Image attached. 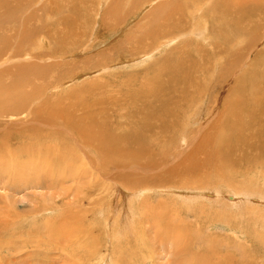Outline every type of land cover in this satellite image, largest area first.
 <instances>
[{
  "label": "rangeland",
  "instance_id": "1",
  "mask_svg": "<svg viewBox=\"0 0 264 264\" xmlns=\"http://www.w3.org/2000/svg\"><path fill=\"white\" fill-rule=\"evenodd\" d=\"M3 1L9 4L6 0ZM33 1L40 3L33 6V8H36V11H31L32 13L29 14L25 10L23 16L29 22L40 19V22H43L41 26H39L36 21L30 23L29 28L27 25H23L26 27H23V30L28 28L29 35L20 37L18 42L16 41L17 35L14 37V27L8 29L12 34L8 42L3 39V32L0 33V55L5 54L11 58L12 55L17 56L23 52L20 60L15 59L13 61L3 62L0 67V79L7 80L6 89L15 92L5 95L21 96L23 100L27 96L31 98L30 100H25L27 103H22L23 107L46 111L44 110V103L45 101L52 99L54 103H59V105L61 103L63 106H67V109H70L73 112L76 111L75 113L79 115L85 112L88 106L91 109H95L94 112H96L101 106H108V104L110 105L112 103L113 105L111 107L113 108L105 111V116H108L111 113L108 118L116 121V124L125 125L124 122L133 123L140 116L128 115V107L132 108L135 105L133 99L137 98L136 95L139 90L143 95L147 94L145 92L146 88L144 84L148 85V80L146 78H148V76L150 77L152 73L145 74V71L146 69L147 71L151 69V64L153 65L158 62L160 64L159 66H163L186 56V60H190L189 63L198 61L199 59L200 61L204 60L205 64L211 66L216 59H218L215 56L218 54L216 53L214 42L220 36V34L217 36V32L220 28L218 27L215 29L213 21H216L217 24H222L223 20H221L220 15L215 9H209L204 13L205 9L201 8L200 16H203L204 18L195 16V18L186 19L187 22L183 26V29L187 31V34L181 35L182 38L177 37L171 45H167L166 43L165 49L160 53L158 52L159 54H149L148 57H140L141 55H135L143 54L145 52L135 53L134 47L143 42V37H133L135 34L134 30L138 29L136 26L140 22L143 23L145 21V24L146 21H150L156 16V14L158 15L162 12L161 7H156L158 0ZM64 1L65 3L69 1L75 3L73 6L74 20H68L70 15L66 16L68 10L65 8L62 10L65 14L61 12L59 9L60 7L58 8L59 11L55 12L57 6L64 4ZM24 2L28 3V0H24ZM246 2L250 4L254 3L258 6L255 16L259 15L258 17L260 18H255L258 20L263 18L264 20V0H246ZM42 4H45V11L44 8H38ZM200 6L202 5L200 4ZM149 8L150 10L155 8L151 17H148L150 15H148ZM48 9H50V11ZM121 13L123 14L121 15ZM60 15L62 17L64 16L63 18L65 19L61 20L62 25L66 20L70 23L66 29L62 30L63 32H66L64 34L65 37L69 36L67 37L68 40L69 38L73 39L75 37V32H79V36H77L78 34L76 35L77 38L79 37L77 44H82L78 47L72 45L70 48H67L69 52L67 51L68 53L65 55L54 54L58 43L64 45L63 43L65 42L64 38L61 41L59 30L56 31L57 36L53 37L54 34L51 35L49 32L53 27H46L52 24L49 23L52 19H55L56 16L58 18ZM5 16V12H2L0 17L4 18ZM21 17L22 16H20V18ZM200 20L203 22V28L200 30L203 34H201L200 31L197 33L191 32L192 29H196L195 27L200 28L198 23ZM2 23L4 24L5 20H3ZM32 24L36 25L32 26ZM150 28V26L147 27V29ZM161 28L165 33L164 38L169 37L170 39V37L178 35V32L176 31H168L166 29L168 27ZM17 29L18 34L20 26ZM256 34L258 36L255 37L254 35ZM130 36L132 39L129 38ZM127 39H129V41ZM5 42L10 46V52L4 50L9 49L5 45ZM246 42L251 43L252 46L249 44L250 46L247 47L248 45ZM89 43L92 44L90 48L87 46ZM235 43L236 44H233V47H231V53L233 54L236 50L239 51L238 49L241 48H243V50L241 49L239 53L243 54L245 51L244 49H246L245 45L249 51L255 49L249 53V57L245 59L247 62L246 70H248L246 71V74L248 75L249 73H252L253 75H262L264 69L260 64L261 62L259 59L261 58L262 60L261 52H264V34L262 35L261 29L260 31L258 29L255 34L250 33L249 35L240 37ZM184 44H187L186 49L182 46ZM199 44H201L206 50H209L213 57L210 58L209 56L211 55L208 52H205V54L197 53V49L201 48V45ZM177 45L183 50L181 51L179 48H176ZM116 46L119 50H117V48L114 50V47ZM129 47H131V49H129ZM70 49L72 51H70ZM184 53L189 54H185L184 56ZM27 55L33 58H26ZM195 56L196 60H193ZM227 57H229V55H227ZM227 57L221 56L219 58L221 61H218L219 65L226 63ZM141 58H143V61L138 62ZM128 59H134L137 61H135L134 64L132 62L129 63L130 61L125 62ZM59 62L61 63L58 64ZM238 64L239 63L235 65L236 68ZM107 65L109 66L104 68ZM204 67L207 68V66ZM254 68L255 70L252 71L251 69ZM193 69V67L188 68V72L191 71L190 74L195 75V69ZM212 76L213 72L212 69H210L205 76L200 77L202 78L200 84L202 86L210 84ZM142 81H144L143 84L141 83ZM258 84L259 83H256L254 88ZM106 87H108V91ZM205 87H208L207 89L214 93V90H212L210 86ZM102 88L104 91L106 90L105 93ZM121 88L122 91H120ZM100 92L101 94L103 93V95L99 94ZM242 92L243 91L241 90L240 92L234 93V97L243 110L244 108H247V112H244L242 115L245 126L259 129L264 132V125L260 126L259 124L264 120V113H257L254 116H251V110L255 109L253 106L254 103L248 100L245 96L246 101L241 104V100L244 97V93ZM124 93H127L128 100L124 99L118 101L124 97ZM130 93H132V96ZM260 94L264 95V91ZM147 99L150 98L147 97ZM110 100H113L114 102ZM50 102L52 103V101ZM100 102H103V104H100ZM94 104L96 107H94ZM194 106H199L198 101L197 103H194ZM122 108L127 111V118L122 114ZM199 110L200 108L197 111ZM204 114L208 115L205 111ZM24 115L25 108L18 116L19 118H22L21 116ZM200 117L204 116L200 115ZM118 121L119 123H117ZM116 124H111L110 128L115 130ZM175 124L176 123L172 121V130H177ZM124 125L123 127L120 126L116 131H119L120 133L127 131L128 129H126V126ZM65 128H68V126L65 125ZM185 128L186 126L183 125L180 130H184ZM39 130L45 134L47 132V129L39 128ZM201 131L204 132L205 128H202ZM209 133H215L217 139L219 136V129H214V131ZM55 136L62 138L58 133H55ZM28 141L29 140H27V142ZM27 142L18 139L11 142L8 146L15 149L23 146L25 143L27 144ZM256 144L263 146L264 142ZM202 145L203 144H200L199 146L198 144L189 147L185 146V149L191 153L190 156L188 155L191 159H189L190 162L186 161L187 157H178L176 153L180 147L172 149L171 146L172 150L169 148V152H173L172 154L175 163L181 161L179 162L180 164L178 163L180 166H178L172 174L168 171L167 175V169H159V166L161 167L162 164L151 165L152 167L148 168L149 170L157 169L160 176L163 175V178L167 177L166 179H168L157 183H153L156 181L148 179L149 176L152 175L149 170L145 171V174H141V171H129L128 174L125 165L122 164L125 167L113 166L110 164L111 161L108 160V164L105 163V169L106 166L111 169L108 173H111L114 170H118V173L113 174L112 178L103 177L99 173L95 175H87L82 180L86 190L77 193V195L75 193L66 195L67 191L60 193L54 188L49 190L47 188L48 185L45 186V188H32V186H25L19 182V184L21 183L22 185L20 184V187H18L19 184H8L6 177L0 175V264H201V256L193 253L196 251L202 254V251L205 252L206 250L210 251L212 249L219 253H233L235 260L233 264H240L241 255L238 254L242 250L246 251L249 249L250 252H246L248 254L252 252V254L248 255L247 258L251 260L252 264H264V245L260 242V239H258L261 237L264 238V158L254 156V162L247 163L241 160V158L234 159V156L233 158L226 160L224 163H221V166L219 163L214 162V155L210 153L211 151H214L215 147L210 151V144L208 146ZM182 149H184V147ZM189 149H192V151ZM207 149L209 152H207ZM2 154L4 155V160L10 161L15 157L12 155H6L5 153ZM24 156L22 154L19 158H15L18 159L19 163H22L27 162L30 159H39L38 156H40V154L35 151L32 152V154L28 152L27 154H24ZM60 157V155L48 157V160L55 161ZM120 159L124 160L125 158ZM231 159H233L232 165H230ZM258 160H262V162L260 163ZM52 164L56 168H59L63 163ZM100 164L101 163H99V165ZM132 164H137V162L135 161ZM69 166L73 167L72 165ZM218 169L222 174L219 173ZM203 171L207 172L202 173ZM12 172L18 173L17 170H12ZM76 174L77 172L75 171L71 176L74 177ZM118 176L120 177L117 179L116 177ZM4 177L5 179H3ZM176 177L182 179V182L188 183V186L195 185L196 188H198L197 184H204L207 186V191H211L210 189L213 184H216L219 181H224L232 188L241 187V189L245 190L244 192L246 195L239 194V199L233 203V205L235 204L234 206L220 204L214 202V200L219 199V197H217L218 195L213 196L207 194L204 195L206 196L204 198H198L195 193L189 192L193 191L191 189H189L188 192L184 190L182 192L180 190H177V192L174 191L176 183L171 181H179ZM48 179V177L44 178L42 180L43 183H48ZM170 182L172 185L169 186L172 187L168 186ZM131 183H134L136 189L131 186ZM64 185L66 188H70L71 179L69 180L66 178ZM77 185L80 187L82 186L80 183H77ZM144 188L146 189L145 191ZM14 189L20 191L17 192L14 191ZM86 193L89 195L87 196ZM48 199H51V202L50 200L48 201ZM10 203L14 205H10ZM33 205L37 210L38 208L40 210H35L36 212L32 211ZM11 206H15L16 209ZM55 208H57L59 212L56 211ZM225 208L226 210L233 212V217L230 218L233 223L229 222L231 220L226 219V215L224 214H221L222 216L219 215L221 218L217 217L220 210ZM245 208H247L246 211ZM175 209L178 213H180V211L186 213V216L181 218L176 215L177 219L172 224L173 226H176V228L170 226L171 231L168 232V235L167 232L165 235H160L156 232L157 228L150 225L147 220V218L151 216L163 214L165 215V220L168 221V218L174 216L173 211ZM202 210L204 212H202ZM236 211H238L239 214L234 213ZM249 211H251V213ZM68 213H72V217ZM6 217L8 219H6ZM51 220L57 221L58 225H61V222L62 225H66V235H62V238L55 235L56 237L54 236V239L52 240V237H50L51 235L48 236L49 229L44 226L47 221ZM161 221L163 222L164 219ZM238 226H240V229ZM157 227L160 229L162 226L157 225ZM181 229H187V236H189L188 234L194 236L192 238L195 242L194 246L191 248V254L190 252L186 253L190 248H187L186 251H184L176 246L174 247V243H180L178 240L174 239L177 232L176 230H178L177 233H179V230ZM242 229L246 230H244L245 233ZM191 236L189 237L191 238ZM159 237L162 240L159 239ZM172 238L175 240L174 242H172ZM204 243L207 244L205 245L206 247L203 245ZM49 244L51 245L49 246ZM235 245H238L237 249L234 248ZM241 247L244 248L241 249ZM188 254L190 256L187 258ZM213 254L214 256H217L216 253ZM194 255L198 256L195 258L193 257ZM193 259H195V261Z\"/></svg>",
  "mask_w": 264,
  "mask_h": 264
},
{
  "label": "bare ground",
  "instance_id": "2",
  "mask_svg": "<svg viewBox=\"0 0 264 264\" xmlns=\"http://www.w3.org/2000/svg\"><path fill=\"white\" fill-rule=\"evenodd\" d=\"M6 1L9 4L5 3L3 0H0V16L2 12H5L6 14L4 18L0 17V33L3 32V39L5 41L8 42V40L12 36L11 32L8 29H11L14 27L15 29L14 37L17 35L16 41L18 42L20 37L29 35L28 28H29L30 23L36 21L39 24V26L43 24V22H40V19H36V20L29 22L23 16V13L25 12V10L29 14H31L32 12H35L36 8H33V6L40 4L39 2L37 3L33 0L32 1L28 0V3H25L24 0H6ZM145 1H152V0H145ZM74 4L75 3L71 1L66 2V3L64 1V4L57 6L55 12L59 11L60 9L61 12L65 14L62 11L63 8H65L68 10V12L66 13L67 14L66 16L70 15V18L68 20L69 21L71 19L74 20V16H73ZM200 4L202 6H200ZM83 6H87V5H83ZM156 7L157 8L161 7L162 12H160L157 15L155 11V14H156L155 17L152 16L153 18L150 21H146L145 24H144L145 21L143 23L140 22L136 26V28L138 29L134 30L135 34L133 35V37L134 36L135 38L138 36L143 37V42L140 45H137L136 47H134L135 48L134 52L135 53L145 52L143 54H137L135 56L141 55L140 57H146V56L148 57L149 54L150 55L159 54L162 50L165 49L166 43L167 45H171L177 37H181V35L187 34V31L183 29V26L187 22L186 21L187 18H195V16L197 17L200 16L201 8L205 9L204 13H206L207 10L209 9L211 10L215 9L220 15L221 20H223V22L222 24H217L216 21H213L214 28L215 29H217L218 27L220 28L217 32V36L218 34H220V36L214 42V47L216 49V53L218 54V55H215L218 59H216L214 64L209 66L205 64L204 60L203 61L201 60L202 61L201 62L199 59L198 61H193V62L191 61L192 63H189L190 60L187 61L186 56H185V54L188 55L189 53H184V56H185L184 58L180 56L182 57L184 61L180 58L177 61L174 60L170 64H165L163 66H159L160 64L158 62L153 65L151 64L150 65L151 69L149 71H147L146 69L145 71V74L152 73L150 77L148 76V78H146L148 80L147 81L148 85L144 84L146 88L145 92L147 94L143 95L139 90L138 94L136 95L137 98L133 99V103L135 105L133 104L134 106L132 108L128 107L129 108L128 115L130 116L140 115V116L133 123L124 122L125 125L116 124V121L112 120L111 118H108L111 115V113L108 116H105V113H106L105 111H108L113 108L111 107L113 105L112 103L110 105L108 104V106H101V108L97 109L96 112H94L95 109H91L88 106L87 110L79 115L75 113L76 111L73 112L70 109H67V106H63L61 103L60 105L59 103H54L52 99L45 101L44 110L46 111H41L36 108L23 107L22 103H27L25 102V100L26 99L30 100L31 98L27 96L23 100L21 96L5 95V94H12L15 92L6 89L7 82H8L7 80L0 79V175L6 177L8 181L6 182L8 184L9 183L19 184V182H21L25 186L26 185L32 186V188L33 187L34 188L35 187L45 188V186L48 185L47 188L49 190L50 189L52 190V188H54L60 193L67 191L66 195L70 193H75L77 195V193L83 192L86 190L84 183H82V180L87 175H95L99 173L103 177L105 176L107 178H112L113 174L118 173V170H114L111 173H108L111 170L107 166L105 169V163L108 164L107 162L108 160L111 161L110 164L113 166H121V167L126 166V172L128 174H129V171H136V172L141 171V174H145V171H148L149 170L148 168L152 167L151 165L162 164L161 167L159 166V169L160 168L164 170L167 169L166 174L168 175V171H170L172 174V172H174L175 169H177V167L180 166L179 162H181V161L177 162V159H176L177 163H175V160L172 154L173 152L172 151H171L172 153L169 152V148L171 149V146H172V149L180 147L176 154L178 155V157H183V158L187 157L186 161L188 162H190L191 160L189 158L191 153L190 151L188 152V150L185 149V146L189 147V146H195L197 144L198 146L200 144H203L204 146H208L210 144V147H211L210 151L215 147L214 151L213 152L211 151L210 153L214 155V159H215L214 162H217L220 165L221 163H224L226 160H228L229 158H233L234 156H235L234 159L241 158V160L247 163L254 162L255 160L254 156L256 157L259 156L261 158H264V145L262 146V145L256 144V143L264 142V132L259 129H253V128H249L248 126H245V123L243 122V119H242V115L244 112H247V108H244L243 110V108H241V106L238 105L237 100L234 97V93L240 92L242 90L243 91L242 93H244V97L241 100V104H243V102L246 101L245 96L247 97L248 100L254 103L253 106L255 107V109L251 110V116H254L257 113H264V95L260 94L261 92L264 91V71L262 75L260 74L253 75L252 73H249L248 75L246 74V71L248 70H246L247 62L245 61V59L249 57V53L255 50V49H252V50L250 49L251 51H249L247 49V47H249L250 46L249 44L251 43L246 42L248 46L246 47L245 45L246 49H244L245 51L243 54L239 53L241 49L243 50V48L238 49L239 51L236 50L234 54L231 53V47H233V44H236L235 43L236 40H238L240 37H244L245 35H249L250 33L255 34V32L258 29L259 31L261 29L262 35L264 34L263 18H261V20L260 19L258 20L257 18H255L259 16V15L255 16L258 6H256L254 3L253 4L247 3L246 0H158L156 3ZM38 8H44V11L46 10L45 4L40 5V7ZM50 9L48 10L50 11ZM154 9L150 10L149 8L148 15L149 14L150 15L148 17H151V15H153ZM122 14L123 13H121V15ZM20 16L22 17L20 18ZM63 17L61 15L58 18L57 16L56 18L54 17L55 19H52V21L49 22L52 24L46 26V27H53V29L49 31L51 35L54 34L53 37L57 36L56 31L59 30L60 32L59 37H61L60 38L61 41L64 38V41H65L63 43L64 45H62V43H58V46L55 50L56 52H54V54L56 55L57 54L65 55L66 53L69 52L67 48H70L72 45H76L77 47L82 45L81 43L77 44L79 40V37L77 38V36H79V32L78 33L75 32L74 34L75 37L73 39L69 38L68 40L67 37L69 36L65 37L64 34L66 32H63L62 30L66 29V27L69 26L70 23L66 20L63 22V25H62L61 20H65ZM201 17L203 16H200V18ZM3 20H5L4 24L2 23ZM103 21H104V17H103ZM198 23L200 25V28L195 27L196 29H192L191 32L197 33L198 31L202 30L203 22L200 20ZM23 25H27L28 28L23 30V27H24ZM34 25L36 24H32V26ZM19 26H20V29L17 34V30H18L17 28ZM149 26L151 28L147 29V27ZM161 27H168L166 28L168 31L169 30L176 31L178 32V35L170 37V39L169 37L164 38L165 33L162 31ZM254 36L256 37L258 35L256 34ZM129 38L132 39L131 36ZM127 40L129 41V39ZM5 45L9 49H4V50L6 52H10V49H11L10 46L7 43ZM87 46H89L90 48L92 44L89 43L87 44ZM182 46L185 49L187 48V44H184ZM179 47L180 46L177 45L176 48H179ZM116 48L117 46L114 47V50ZM129 49H131V47H129ZM117 50L119 49L117 48ZM179 50H181V48H179ZM70 51L72 50L70 49ZM196 52L199 54L201 53L205 54V52H208L211 55L209 50H206L205 48H203L202 45H201V48H198ZM22 53L17 56L12 55L11 58L6 56L5 54H1L0 55V63H1L0 67L2 66L3 62L13 61L15 59L20 60ZM227 55H229V57H227ZM221 56L227 57L226 59L227 61L226 63L224 64L222 63L221 65H219L218 61H221L219 59ZM261 56H262V60L261 58L259 60L261 62L260 64L263 66V69H264V57H263L264 52H261ZM27 57L33 58L29 55H27L26 58ZM209 57L211 58L213 57V55ZM195 58L196 56L193 58V60H196ZM127 61H130L129 63L132 62L134 64L135 61L137 60L128 59L125 62ZM142 61H143V58L138 60V62H142ZM60 63L61 62H59L58 64ZM237 63L239 64L236 68L235 65ZM108 66L109 65L105 66L104 68ZM204 66H207V68ZM190 67H193L195 69L194 71L195 75L190 74L191 71L188 72V68ZM210 69H212V72H213L211 83L208 85L202 86L200 84V80L202 78L200 77L205 76ZM251 70L254 71L255 68ZM143 82L144 81H142L141 83L143 84ZM101 83H100V86H101ZM256 83H259V84L254 88ZM205 86H210L211 89L214 90V93L213 91H209L207 89L208 87H205ZM108 87H106L107 91L109 90ZM105 91L103 90L104 93ZM120 91H122V88ZM99 94H101V92ZM131 94L132 93H130V95ZM101 95H103V93ZM127 97H128L127 93H124V97L119 99L118 101L124 100V99L128 100ZM147 97H149L150 99H147ZM50 101H52V103ZM110 101H113V100H110ZM197 101L199 103L198 107L194 106V103H197ZM100 104H103V102H100ZM94 107H96L95 104H94ZM24 108H25V115L21 116L22 118H19L18 115L24 110ZM199 108L200 110L197 111ZM122 109H123L122 114L124 115L125 118H127V111L124 108ZM203 110L208 115H205ZM200 115L204 117H200ZM172 121L176 123L175 128L177 130H172ZM117 123H119V121ZM111 124H116L115 130L110 128ZM259 124L260 126L264 125V120L261 121ZM65 125H67L68 128H65ZM123 125L126 126V129L128 130L125 132L121 131L122 133H120L119 131L117 132L116 129H118L120 126L123 127ZM183 125H185L186 128L184 130H180ZM39 128L47 129L46 134L40 131ZM202 128H205L204 132L201 131ZM214 129L216 130L219 129V136L217 137V139H216L215 133L214 134L209 133V132L214 131ZM55 133H58L59 135H61L62 138L55 136ZM18 139L24 140L25 142H27V140L29 141L27 142V144L25 143L23 146L19 148H15V149L10 148L8 146L11 142L18 140ZM181 147L182 148L184 147V149H182ZM184 150L185 151L187 150V151L185 152ZM189 150L192 151V149H189ZM35 151L40 154V156H38L39 159L32 160L29 158L30 160H28L27 162L19 163L18 159L15 158V157L19 158V156H21L22 154L24 156V154H27L28 152L32 154V152H35ZM207 152H209L208 149H207ZM2 153H5L6 155H12L15 157L12 158L10 161L4 160V155ZM57 155H60L61 157L55 161L48 160V157H53ZM120 158H125V159L122 160ZM261 158H258V159H261ZM262 160H258V161L261 163ZM135 161L137 162L138 165L132 164ZM232 161L233 159L230 160L231 164L229 162L228 163L232 165ZM52 163H56V164L63 163V164L59 168H56ZM99 163L101 164L99 165ZM122 164L125 166H123ZM69 165H72L73 167H70ZM137 166L139 169L137 168ZM12 170H17L18 173H14L12 172ZM75 171L77 172V174L74 177H72L71 174ZM149 171L150 173H152V175H150L148 179L156 181L153 183H157L162 180H168L166 179L167 177L163 178V175L160 176L157 172L158 171L157 169L149 170ZM206 172L207 171H203L202 173H206ZM219 173H221L220 170H219ZM176 175L181 177L178 174ZM5 177L3 179H5ZM46 177L49 178L48 183L44 184L42 180ZM119 177L120 176L116 178L118 179ZM66 178H68L69 180L71 179L72 188L65 187L64 182L66 181ZM176 178L179 181H175V180L171 181V182L176 183L174 187V191L177 192V190H180L182 192L184 190L188 192V190L191 189L193 191H189V192L195 193L198 198L199 197L204 198L206 197L204 195H207V194L213 195V196L218 195L217 197H219V199L214 200V202H218L224 205L234 206L235 204L233 205V203L239 199L238 198L239 194L246 195V193L244 192L245 190L241 189V187L232 188L230 185H228L224 181H219L216 184H213V186H211V189H210L211 191H207V186L204 184L203 185L197 184L198 188H196L195 185L189 184L190 186H188V183L182 182L181 181L182 179L178 177ZM171 182L168 184V186L172 185ZM77 183H80L82 186L80 187L79 185H77ZM134 183H131V186L136 189V186L134 185ZM20 184L18 187H20ZM169 187H172V186H169ZM145 190L146 189L144 188V191ZM14 191H17V190L14 189ZM19 191L20 190H18L17 192ZM88 195L89 194H87V196ZM49 200L51 202V199H48V201ZM10 205H14V204L10 203ZM11 207L15 208V206L14 207L11 206ZM32 208L34 209V210L32 209V211L34 212L40 210L39 208L37 210V208L34 207V205L32 206ZM55 209L56 211H58L57 208ZM246 209L247 208H245V211ZM175 211L176 209L173 211L174 216H171V218H168V221L165 220V215L163 214H160V215L157 214V216H151L147 218V220L150 223V225L157 228L156 232H158L160 235L161 234L165 235L166 232L168 235V232L171 231L170 226L176 228V226L172 225L177 219L176 215L181 218L183 216H186V213H182V211H180V213H178V211H176L175 213ZM202 212L204 211L202 210ZM249 212L251 213V211ZM219 213H218V216L216 215L217 217L222 216L221 214L226 215L228 218L226 216L225 218L229 220H231L230 218L233 217V212L226 210V208L220 210ZM234 213L239 214L238 211ZM69 215H71L72 217V213ZM7 217L6 219H8ZM162 219H164L163 222L161 221ZM178 222H181V221H178ZM229 222L233 223L232 220ZM157 225L162 226L160 228L161 230L159 229V227H157ZM44 226L49 229L48 236L51 235L50 237H52V240L54 239L55 235L59 236L60 238H62L61 237L62 235L63 236L66 235L65 228L67 226L62 225V222H61V225H58L57 221L51 220V221H47L46 225ZM238 227L240 229V226ZM176 231L178 232V230ZM179 231H180L179 233L176 232L174 239L178 240L180 243L179 244L177 242H176L177 244L174 243V247L176 246L184 251H186L187 248H190L188 251H186V253L190 252L192 250L191 248L194 246L195 241L192 238L194 236H191L190 234L188 235L191 236V238L187 236V233H186L187 229H181ZM159 239L161 238L159 237ZM174 239L172 238V242L175 241ZM258 239H260V242L264 245V240H263L264 238L261 237ZM206 243H204L203 245L204 246L207 245ZM50 245L51 244H49V246ZM238 245H235L234 248L237 249ZM242 248L244 247H241V249ZM246 251L248 252L249 249ZM246 251L242 250L238 254V255H241L240 264H252L251 260L247 258L248 255L252 254V252L248 254ZM213 253H216L217 256H214ZM193 254H199L201 256V261H200L201 264H233L235 261L233 253L232 254L222 253V252L219 253L218 251L214 249L210 251L206 250L205 252L202 251V254L195 251V253ZM189 256L190 255L188 254L187 258ZM197 256L198 255H194L193 257L196 258ZM193 260L195 261V259ZM178 261H181V260H178Z\"/></svg>",
  "mask_w": 264,
  "mask_h": 264
}]
</instances>
